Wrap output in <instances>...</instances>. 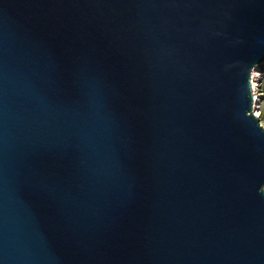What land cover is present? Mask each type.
I'll return each instance as SVG.
<instances>
[{
	"label": "water",
	"instance_id": "1",
	"mask_svg": "<svg viewBox=\"0 0 264 264\" xmlns=\"http://www.w3.org/2000/svg\"><path fill=\"white\" fill-rule=\"evenodd\" d=\"M264 0H0V264H264Z\"/></svg>",
	"mask_w": 264,
	"mask_h": 264
},
{
	"label": "bare ground",
	"instance_id": "2",
	"mask_svg": "<svg viewBox=\"0 0 264 264\" xmlns=\"http://www.w3.org/2000/svg\"><path fill=\"white\" fill-rule=\"evenodd\" d=\"M264 63V61L262 62ZM261 70H260V65H258L254 70H253V79H252V85H253V95H254V111H256L255 115L260 116V112L257 111L258 109V103L260 102V93H259V88H260V78H261Z\"/></svg>",
	"mask_w": 264,
	"mask_h": 264
},
{
	"label": "rangeland",
	"instance_id": "3",
	"mask_svg": "<svg viewBox=\"0 0 264 264\" xmlns=\"http://www.w3.org/2000/svg\"><path fill=\"white\" fill-rule=\"evenodd\" d=\"M264 61V60H263ZM263 61L259 62L255 68L260 65V70H261V78H260V88H259V93H260V102L258 103V110L260 112V118H261V123L264 125V63ZM254 68V69H255ZM256 111H254V114Z\"/></svg>",
	"mask_w": 264,
	"mask_h": 264
}]
</instances>
